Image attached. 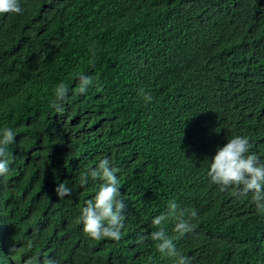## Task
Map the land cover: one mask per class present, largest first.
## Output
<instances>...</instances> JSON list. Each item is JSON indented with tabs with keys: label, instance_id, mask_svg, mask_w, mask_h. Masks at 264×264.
I'll return each instance as SVG.
<instances>
[{
	"label": "trees",
	"instance_id": "16d2710c",
	"mask_svg": "<svg viewBox=\"0 0 264 264\" xmlns=\"http://www.w3.org/2000/svg\"><path fill=\"white\" fill-rule=\"evenodd\" d=\"M21 3L22 15H0V130L16 132L0 177V264H174L150 239L173 200L198 212L175 240L192 264H264V214L207 176L235 135L264 160V0ZM80 75L93 78L83 95ZM60 83L63 113L51 107ZM104 157L126 197L119 242L91 240L79 221L102 183L80 176ZM62 182L72 194L59 199Z\"/></svg>",
	"mask_w": 264,
	"mask_h": 264
},
{
	"label": "clouds",
	"instance_id": "9594fccd",
	"mask_svg": "<svg viewBox=\"0 0 264 264\" xmlns=\"http://www.w3.org/2000/svg\"><path fill=\"white\" fill-rule=\"evenodd\" d=\"M25 9L21 0H0V15H22ZM93 84L91 76L80 75L76 87V93L83 95ZM69 88L60 83L54 92L55 100L51 107L57 113H63L64 103L67 101ZM140 95L146 103H150L152 96L140 89ZM16 132L5 127L0 130V177L7 176L10 172L8 146L15 143ZM252 145L249 138L243 135H235L228 138L227 143L218 147L216 154L209 162L207 176L210 183L219 187L220 191H231L237 197L251 194L257 213L264 214V160L250 152ZM119 169L112 166L108 157L99 160L95 167L88 169L80 176L81 187L91 180H100V184L93 198L85 201L80 211L79 221L83 226L84 234L94 241L110 239L119 242L122 239L124 221L122 214L127 207L126 197L121 193V183L117 176ZM59 199L69 197L72 189L66 182L59 183L54 189ZM196 209L182 208L174 200L170 201L167 210L152 219V225L157 230L150 233V239L158 242L157 250L164 256L174 258V264H192V257L180 254L177 251L175 240L186 234L194 233L198 221ZM169 221H175L173 232L175 236H169L164 225ZM147 239L141 236L140 243ZM26 264H33L29 259ZM46 264H55L48 260Z\"/></svg>",
	"mask_w": 264,
	"mask_h": 264
}]
</instances>
